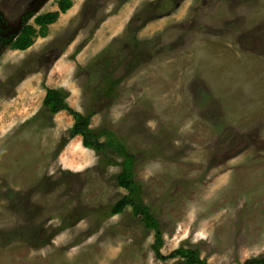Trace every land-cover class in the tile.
Returning a JSON list of instances; mask_svg holds the SVG:
<instances>
[{"label": "rangeland", "instance_id": "374dc122", "mask_svg": "<svg viewBox=\"0 0 264 264\" xmlns=\"http://www.w3.org/2000/svg\"><path fill=\"white\" fill-rule=\"evenodd\" d=\"M57 1L0 0V264H185L156 259L153 232L131 208L104 216L126 194L115 181L122 159L68 140L65 111L34 119L47 88L67 91L76 112L89 108L98 75L82 70L117 51L135 15L136 38L152 48L137 65L126 51L108 66L122 80L90 127L134 154L163 256H264V0H70L44 38L10 50Z\"/></svg>", "mask_w": 264, "mask_h": 264}, {"label": "trees", "instance_id": "16d2710c", "mask_svg": "<svg viewBox=\"0 0 264 264\" xmlns=\"http://www.w3.org/2000/svg\"><path fill=\"white\" fill-rule=\"evenodd\" d=\"M57 11L45 13L36 16L33 19L34 25L23 26L14 41L9 45L12 51H25L33 44V39L37 36L44 38L48 26L54 24L59 15L66 13L71 7L70 0H58L56 2ZM136 15L133 20L127 24V34L124 36L122 45L114 51L111 47L102 50L92 62H89L82 71L92 75H98V83L94 87H87L90 94L89 108L84 113H79L72 110L67 105L68 92L62 88L46 89L45 95L41 103L38 113L35 115V120H50L54 115L61 111H65L73 119L71 128L67 131V139L71 140L75 137L81 138V146L84 149L93 151L97 155L107 153L114 154L117 158L122 159L119 164L120 171L117 174L115 181L118 188L123 189L126 194L113 204L104 213V216L111 217L120 215L126 208H131V213L134 219L139 221L145 230L153 232L154 242L151 250L156 259L166 261L170 259H182L185 264H207L200 258L197 248L190 247L184 249L179 247L173 250L167 256H163L160 252L163 246V239L159 222L151 213L148 207L144 204L141 194V186L134 180L135 156L129 150L128 146L109 128L102 126L97 130L90 127L91 118L98 113L100 107L99 99L107 100L112 103L116 97V89L121 82V78L113 79V76L108 71V66L113 63L117 66L119 58H123V53H127L130 64L136 63L145 55V50L152 48L151 40L140 41L136 38L135 25ZM141 27V26H140ZM112 46V45H111ZM129 64V65H130ZM112 65V64H111ZM136 68V67H135ZM134 68V69H135ZM111 99V100H110ZM241 264H264V256L248 259Z\"/></svg>", "mask_w": 264, "mask_h": 264}, {"label": "crops", "instance_id": "0c3cea01", "mask_svg": "<svg viewBox=\"0 0 264 264\" xmlns=\"http://www.w3.org/2000/svg\"><path fill=\"white\" fill-rule=\"evenodd\" d=\"M71 9V8H70ZM55 11H57V6H56V4H55V10L53 11V12H55ZM62 15V14H61ZM60 16V15H59ZM49 27V26H48ZM75 138H77V137H75ZM79 138V137H78Z\"/></svg>", "mask_w": 264, "mask_h": 264}, {"label": "flooded vegetation", "instance_id": "af4514ba", "mask_svg": "<svg viewBox=\"0 0 264 264\" xmlns=\"http://www.w3.org/2000/svg\"><path fill=\"white\" fill-rule=\"evenodd\" d=\"M127 28V27H126ZM125 33L127 34V31H125Z\"/></svg>", "mask_w": 264, "mask_h": 264}]
</instances>
